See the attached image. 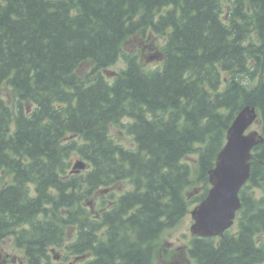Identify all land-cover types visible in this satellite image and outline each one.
I'll use <instances>...</instances> for the list:
<instances>
[{
	"label": "trees",
	"instance_id": "obj_1",
	"mask_svg": "<svg viewBox=\"0 0 264 264\" xmlns=\"http://www.w3.org/2000/svg\"><path fill=\"white\" fill-rule=\"evenodd\" d=\"M150 33L160 52L148 63L123 51ZM2 84L16 100L0 97V240L24 264H153L162 234L206 196L245 105L263 142L235 222L192 235L186 252L192 264L264 261V0H0Z\"/></svg>",
	"mask_w": 264,
	"mask_h": 264
},
{
	"label": "water",
	"instance_id": "obj_2",
	"mask_svg": "<svg viewBox=\"0 0 264 264\" xmlns=\"http://www.w3.org/2000/svg\"><path fill=\"white\" fill-rule=\"evenodd\" d=\"M254 106L242 107L226 133V141L219 151L214 167L209 171L210 187L206 196L190 211V232L198 237L222 236L230 228L241 207L239 190L250 175L252 148L263 142L261 133L248 130L257 119ZM85 167L78 160L73 170Z\"/></svg>",
	"mask_w": 264,
	"mask_h": 264
},
{
	"label": "rangeland",
	"instance_id": "obj_3",
	"mask_svg": "<svg viewBox=\"0 0 264 264\" xmlns=\"http://www.w3.org/2000/svg\"><path fill=\"white\" fill-rule=\"evenodd\" d=\"M158 40L159 39L151 33L148 35L147 38H145V36H142L141 34H136L125 41L123 45V51L125 53H137L141 61L148 63L150 59H145V56L148 53L160 52L158 46L155 45ZM150 64L154 65L155 63ZM123 65V60L121 58L118 59L114 65L107 68L108 75H114L115 71ZM92 67L93 64L89 61H86L78 67L77 73L80 77L85 78L87 77L88 73L92 70ZM0 97H3L9 104L12 105L16 100V93L12 87H9L6 84H2L0 86ZM251 129H256L259 131V125L256 121L251 125V127H249L248 130ZM110 132L114 139L118 142L122 143L127 147H134L132 137L127 135L119 126L112 125L110 128ZM196 157V154L191 153L186 156L185 159L192 163L193 160L196 159ZM78 160L82 161L76 156L71 159L72 170L73 165ZM124 187L125 183L123 182L114 185V188L116 190H122ZM106 190L108 191V189ZM106 190L105 192H107ZM98 199L99 196H94L89 200L93 203L94 206L95 204H97ZM192 208L193 206H190V210ZM190 210L173 228L166 230L162 234L161 238L156 242L157 247L153 264H192V259L189 258L186 252V245L193 237L190 232V225L193 222ZM259 240L264 244V236L260 237ZM0 244L2 246H5L7 250H13V253L17 255V258L22 259L24 257L23 251L20 248L16 247L12 237H7L5 240L1 241ZM259 264H264V261L260 262Z\"/></svg>",
	"mask_w": 264,
	"mask_h": 264
},
{
	"label": "flooded vegetation",
	"instance_id": "obj_4",
	"mask_svg": "<svg viewBox=\"0 0 264 264\" xmlns=\"http://www.w3.org/2000/svg\"><path fill=\"white\" fill-rule=\"evenodd\" d=\"M7 238V237H6ZM6 238L0 240L3 241ZM10 249V248H9ZM25 258L22 259L17 258V255L13 253V250H7L5 246L0 244V264H24ZM65 262H60V264H64Z\"/></svg>",
	"mask_w": 264,
	"mask_h": 264
}]
</instances>
